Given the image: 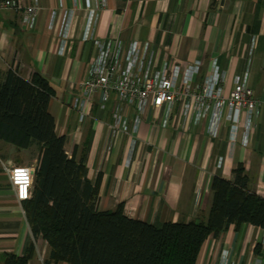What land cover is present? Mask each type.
<instances>
[{"label": "crops", "instance_id": "obj_1", "mask_svg": "<svg viewBox=\"0 0 264 264\" xmlns=\"http://www.w3.org/2000/svg\"><path fill=\"white\" fill-rule=\"evenodd\" d=\"M20 1L22 5L34 2ZM100 2L90 0L92 7ZM104 2L105 7L97 11V38L110 39L124 51L133 40L147 42L156 69L164 61L170 66L200 63L192 77L195 84H202L216 64L226 93L240 77L254 98L264 101V0H129L120 11L116 0ZM38 3L42 9L31 29L23 26L20 10L0 9V70L12 69L25 79L36 73L48 79L55 90L49 111L56 132L67 137L69 155L75 151L78 159L87 154V176L100 183L101 209L113 211L123 203L128 217L157 225L206 220L213 177L233 179L239 163L248 174L250 188L264 197V109L257 108L256 126L247 144L241 126L233 143L211 135L213 127L222 132L218 121L214 123L211 115L197 119L192 105L184 114L179 101L157 109L150 105L133 131L135 105L120 106L115 95L102 102L99 92L88 103L77 83L90 72L94 56L93 42L82 40L89 15L86 0ZM71 8L75 10L70 33L75 38L62 42L57 33ZM186 74L182 66L178 84ZM76 102L81 103L79 108ZM117 111L129 120L126 131L114 126ZM34 153L38 159L37 147L18 149L0 140V264L6 252L25 256L32 242L28 264H47L48 244L41 235L34 238L24 201L17 199L5 169L11 161L34 164L26 157ZM224 252L232 264L254 262L264 256V229L248 224L236 231L231 225L220 237L210 235L196 264H218Z\"/></svg>", "mask_w": 264, "mask_h": 264}, {"label": "trees", "instance_id": "obj_2", "mask_svg": "<svg viewBox=\"0 0 264 264\" xmlns=\"http://www.w3.org/2000/svg\"><path fill=\"white\" fill-rule=\"evenodd\" d=\"M116 1L120 11L129 0ZM54 95L39 73L25 79L0 70V140L39 151L24 209L34 238L41 235L48 244L47 264H196L210 235L220 237L231 225L236 231L248 224L264 229V197L250 188L240 163L233 179L213 177L206 220L157 225L128 217L123 203L101 209L100 183L87 176V154L69 155L67 137L56 132L49 111ZM33 251L32 242L25 256L6 252L1 262L28 264Z\"/></svg>", "mask_w": 264, "mask_h": 264}, {"label": "built area", "instance_id": "obj_3", "mask_svg": "<svg viewBox=\"0 0 264 264\" xmlns=\"http://www.w3.org/2000/svg\"><path fill=\"white\" fill-rule=\"evenodd\" d=\"M60 3L62 0H59ZM105 7L104 0L92 7L90 0H86V8L89 10L87 21L83 27L82 40L93 42L94 56L91 61L90 72L79 83L82 94L89 103L99 92L102 102L108 101L115 95L120 106L135 105L137 115L134 121L133 131L141 121V116L148 107L161 108L179 101L182 104L184 114L190 107H195L197 119L212 116L214 123L218 121L222 132L214 128L210 134L221 135L224 139L234 142L240 126L243 128L244 144L256 126L257 108L264 109V101L254 98L252 89L240 77H236L234 85L228 93L225 92L223 76L220 75L217 65L202 84H195L192 77L199 72L200 63H180L170 66L164 61L160 69H156L154 51L150 44L133 40L126 51L120 46L115 47L113 41L101 40L95 36V25L98 10ZM0 9L20 10L22 24L26 28H33L36 17L42 6L38 0L30 5H22L20 0H4L0 2ZM75 8L65 12L61 27L58 31L60 41L74 37L71 31L72 16ZM53 19L48 31L53 32ZM72 41V40H71ZM184 67L186 78L178 84V74ZM80 102L75 107H80ZM114 126H121L124 131L129 127V120L123 118L119 111L114 114ZM84 114L79 118L78 126L83 123ZM9 175L11 187L18 200L24 201L31 195V184L35 165H13L9 163L5 167ZM218 264H232L227 260V254H221ZM248 264H264V256L257 257L254 262Z\"/></svg>", "mask_w": 264, "mask_h": 264}, {"label": "rangeland", "instance_id": "obj_4", "mask_svg": "<svg viewBox=\"0 0 264 264\" xmlns=\"http://www.w3.org/2000/svg\"><path fill=\"white\" fill-rule=\"evenodd\" d=\"M35 154L36 153H34L33 155L32 154H27L26 155V157H27V159L29 160V162H31V160H32V162L31 163H34V164H29V165H25V166H33V165H35L36 164V157H35ZM19 158H22V156L20 157V156H18ZM36 159V160H35ZM11 161V160H10ZM12 162V164L13 165H20V164H17V163H14L13 161H11Z\"/></svg>", "mask_w": 264, "mask_h": 264}]
</instances>
